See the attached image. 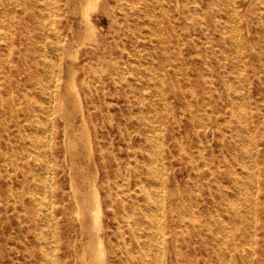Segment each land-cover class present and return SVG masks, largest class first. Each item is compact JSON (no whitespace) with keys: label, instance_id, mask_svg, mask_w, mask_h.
I'll return each mask as SVG.
<instances>
[{"label":"bare ground","instance_id":"6f19581e","mask_svg":"<svg viewBox=\"0 0 264 264\" xmlns=\"http://www.w3.org/2000/svg\"><path fill=\"white\" fill-rule=\"evenodd\" d=\"M103 1L104 14L119 25L126 18L123 3L148 19L147 49L121 55L115 69L102 58L103 52L114 51L101 43L95 22ZM8 7L18 14L7 31L3 15ZM262 71L264 0H0V246L10 253L1 264H181L186 259L187 264H211L194 255L198 246H211L215 264H237L238 254L246 264H257L254 252L238 242L228 246L227 238L244 216L242 205L256 216L264 209L259 196L264 160L258 158L260 148L264 157V144L257 135L262 118L256 121L250 106L253 87L261 83L253 74ZM108 80L114 92L105 90ZM152 80L159 105L146 104ZM131 81L135 85L124 99L133 129L120 124L114 129L125 141L133 132L144 140L141 152L151 177L141 181L146 207L128 206L121 185L107 192L113 220L119 224L122 218L126 226L109 231L97 175L90 176L89 167L108 161L117 172L126 159L121 147L113 148L115 131L102 122L105 111L119 103L114 97H121V84ZM174 104L179 112L172 120ZM60 124L62 145L56 136ZM170 131L176 134L174 151L168 148ZM93 133L107 140L95 147ZM225 146L239 167L229 171L231 185L217 182L215 194L209 179L221 165H215L214 154ZM127 149L137 152L131 145ZM170 158L191 167L179 200L164 173ZM58 162L68 163L72 174L78 251L76 237H67L58 252L57 226L69 215L58 181L64 171L53 169ZM125 162L132 165L130 156ZM49 171L59 200L49 201L45 194ZM257 226L238 230L240 236L251 240ZM258 227L264 229V221ZM180 236L185 249L177 245ZM261 238L264 242V233ZM260 250L264 264V243Z\"/></svg>","mask_w":264,"mask_h":264},{"label":"rangeland","instance_id":"374dc122","mask_svg":"<svg viewBox=\"0 0 264 264\" xmlns=\"http://www.w3.org/2000/svg\"><path fill=\"white\" fill-rule=\"evenodd\" d=\"M125 2V1H124ZM106 2L103 1L101 3V7L99 11L95 14V22L98 27V36L100 38V41L104 45H108V48L113 49L114 53L112 55L106 54L105 52L102 53V58L106 62V64L109 66L110 62H112V67L115 69L118 66H120V57L121 55H125L126 53H134L137 49L145 51L148 47L146 44L147 41V26L148 19L140 17L139 15L135 14L133 12V7L130 5L123 3V9L124 12H126V18L124 19L123 24L119 25V22H116L115 18H112V16H108V14H104L103 8H105ZM12 8V9H11ZM133 9V10H132ZM17 14L18 9L13 7H8L6 10V13L3 15V27L4 30L11 29L10 26H8L9 22L15 23L17 21ZM122 17V13L119 15ZM119 19L122 21V18ZM114 19V21H113ZM56 25H58V22H56ZM52 25H50L51 27ZM141 28V29H140ZM143 28V29H142ZM120 35V36H119ZM120 46V47H119ZM123 46V47H122ZM118 48V49H117ZM84 55H81V58H83ZM111 59V60H110ZM109 63V64H108ZM157 63V62H155ZM147 66V65H146ZM156 67V66H155ZM153 72L157 73L158 69L155 68ZM146 73L147 68H146ZM254 79L257 81H261L260 85L257 87H253L252 90V100L250 102V106L253 109L254 119L257 121L260 118H262L261 123L259 124L260 131L257 132L258 135V143L260 146L264 144L262 132L264 130V71H262L260 74H253ZM156 80H152L147 85V90L145 93L150 96V101H146V104L150 105L155 103L156 105H159L160 102L157 86H156ZM135 85L133 81L131 82H123L121 86L119 87V92L122 94L121 97L118 99L117 96L114 97V99L118 100L119 103L116 106H112L109 111H105L107 116L103 120V124L105 126H108L113 131H115V125H127L128 128L131 130L132 127V121L131 119H127V116L130 114V109L128 108L127 101L124 99L125 91H128L131 86ZM176 87L178 85L176 84ZM178 89V88H177ZM105 90L107 92H114L113 84L110 80L107 81ZM256 95V96H255ZM172 96V95H171ZM257 99V100H256ZM175 101V99H174ZM173 101V102H174ZM175 103V102H174ZM173 115L170 117V119H175L178 114V107L174 104L173 108ZM108 118L110 120H108ZM129 120V121H128ZM108 121V123H107ZM111 122V123H110ZM112 124V125H111ZM111 126V127H110ZM173 132H167V136L169 140L168 142V148L174 151L175 149V143L173 142L174 137ZM56 136L58 137L57 140L59 144L62 145V125L57 128L56 130ZM97 137V138H96ZM91 140L93 145L96 147L97 143L100 141H106L107 137L106 135H95L94 133L91 134ZM229 145V142H226ZM131 145L135 150L136 153L133 152V150L130 149L128 151L127 147ZM144 140L141 139L138 133L133 132L131 135L130 140L125 141L124 139H121L118 137V133L115 131V138L113 142V148L118 151L121 147L122 153L121 155L126 157V159L130 156L132 165L128 166L126 165V162L122 160V167L117 172L110 166V163L107 161L106 163H99L97 166L90 164V176H93V174L97 175V184L100 188L101 196L104 198L103 202V220L105 223V227L107 230H115L117 229V225H120V227L124 230L125 229V222L121 218L122 222L117 224L113 218H112V211H111V204L110 199L107 197V192L111 190L112 188L115 189L118 185H121V188L126 191L127 198L125 200L126 204L128 206L131 205H139L142 204L144 207L145 201H144V192L141 188V181L147 180L150 178V167L147 165L148 161L146 156L141 152V149L143 148ZM63 150V147L57 148V154H61ZM223 154L226 155L222 156ZM220 151V149H216V153L214 154V163L215 165H221L220 167H217L213 169L211 176H210V185L213 188V192L217 194L216 191V184L217 182H223L225 185H231L229 171L234 168H238L232 158L231 151L229 149V146L223 147V149ZM263 149L260 148V153L258 155L259 160H264V157L262 155ZM85 148L82 147V156L85 157ZM136 154V155H135ZM95 156V155H94ZM110 159L112 158L111 155L109 156ZM108 157V158H109ZM135 159V160H134ZM144 162V163H143ZM62 163V162H61ZM58 162L53 167L54 170L63 169L64 172H60L58 181L60 184H62L63 188L65 189V197L67 200L68 205V211L69 215L67 216V221H60L58 224V232L61 237V241L59 243L58 252L62 253L65 249V242L67 241V237H76L77 243H76V249L77 251L80 249L81 242L79 241L80 238V222L76 218L74 214V210L76 208L73 200V190L70 186V179L72 177V174H70V169L68 163H62ZM62 166H59V165ZM165 164L167 168L165 169V176L167 178L168 184L172 187H174V195L176 196V200H179L180 197L184 194H179V191H186L187 190V184L185 179L187 178L188 172L191 170L190 164L189 165H182L177 159L170 158L165 160ZM51 168V170H53ZM94 170L96 172H94ZM98 172V174H97ZM260 176L262 179H264V167H260ZM51 171H49V177L47 179V183L44 185L45 188V194L47 198L51 199L49 201H53L56 199H61V194L58 193L57 185L53 187V181L51 177ZM140 179H139V177ZM193 175V174H192ZM57 178V177H56ZM130 178V179H129ZM79 184L81 187H84L81 185V179L78 177ZM197 182L202 187V178L199 176L197 178ZM261 191L259 193L260 196V204H263L264 206V182L261 185ZM50 191V192H49ZM205 191V189L200 190V197L203 198L204 194L202 193ZM178 194V196H177ZM185 196V195H184ZM178 204L175 202L173 205L174 209V216H178L177 211ZM242 208L244 209V216L242 220L238 221V225L231 226V229H229V237L227 238V245L231 246L234 242L242 243L243 249L246 252H254L252 255L254 261L257 264H261V260L263 259V253L260 250V245L263 244V239L261 236L264 233V229L259 228L261 221H264V209L258 214V216L248 212L246 209V205H242ZM264 208V207H263ZM120 206L119 204H115V211H119ZM246 211V213H245ZM166 214L167 217H169V212L166 208ZM231 224V222H230ZM257 226L256 235L251 238H242L239 234L238 230H247L250 225ZM180 230V229H178ZM182 230V229H181ZM125 231V230H124ZM114 239V237H113ZM255 239V240H254ZM194 241L198 242V236L194 234L193 237ZM182 244V245H181ZM173 247H175V244H171ZM177 245L179 247L182 246L183 249H185V244L182 242V237H179V241L177 242ZM196 252L194 255H197L198 258L201 259L206 257L210 259L211 264H215V257L212 251L211 246L208 247V249L201 248L198 246ZM255 249V250H254ZM257 252V253H256ZM190 253V252H189ZM193 253V252H192ZM9 250L6 249L4 246H0V264L7 261L9 256ZM259 254V255H258ZM243 255V254H242ZM238 254V260L237 264H246V258L243 255ZM185 257V256H184ZM186 258V257H185ZM240 259V261H239ZM182 260V259H181ZM188 259L185 261H181V264H185ZM240 262V263H239ZM187 264V263H186Z\"/></svg>","mask_w":264,"mask_h":264}]
</instances>
